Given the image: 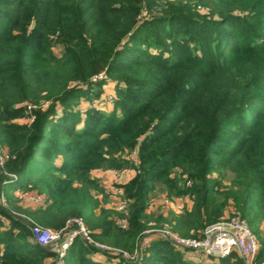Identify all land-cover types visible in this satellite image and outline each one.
<instances>
[{
    "label": "trees",
    "instance_id": "16d2710c",
    "mask_svg": "<svg viewBox=\"0 0 264 264\" xmlns=\"http://www.w3.org/2000/svg\"><path fill=\"white\" fill-rule=\"evenodd\" d=\"M262 29L264 0H0V146L7 150L0 261L44 264L56 255L53 245L34 241L31 222L16 210L54 230L82 217L93 240L111 248L76 237L63 264H203L158 235L134 260L113 251H134L147 228L145 198L156 184L191 200L167 220L180 236L196 237L223 219L229 202L250 227L264 220ZM103 73L113 78V108L89 106L81 117L68 104ZM40 101L48 106L35 110L31 123L11 121L27 102ZM130 150L136 174L124 185L131 202L121 228L109 211L95 213L91 190L99 185L90 171ZM236 163L225 186L222 173ZM173 166L180 176H172ZM181 180L191 184L178 187ZM15 190L45 198L25 206ZM263 251L254 264L264 261ZM205 264L244 263L232 250Z\"/></svg>",
    "mask_w": 264,
    "mask_h": 264
},
{
    "label": "rangeland",
    "instance_id": "374dc122",
    "mask_svg": "<svg viewBox=\"0 0 264 264\" xmlns=\"http://www.w3.org/2000/svg\"><path fill=\"white\" fill-rule=\"evenodd\" d=\"M226 1L234 2L238 5L248 2V0ZM262 32L264 36V29H262ZM53 50L57 54L60 53L59 46H54ZM100 79H102L104 83H102V85L96 84V82H98ZM111 79L113 78L107 76L105 73L94 77L92 79V83H94L90 87L91 89L88 91L87 95H78L75 98L71 99L70 103L68 104L69 108L78 111L81 117L84 116V112L89 106L99 109L102 112L110 111L113 108L115 98V86L113 85V82H111ZM47 106L48 104L44 101H40L38 103L27 102L25 104L24 113L21 116L13 118L11 121L18 124H29L34 120V111L44 110ZM58 108L60 109V106ZM117 111L118 115H120L118 109ZM59 113L54 114V118L58 117ZM6 151L7 150L5 146H0V159L4 157ZM114 156L116 157V161H118L115 162L114 165H111L110 167L106 166L97 168L90 171L91 176L95 178L99 185L97 189L91 190V194L93 195L97 203L95 213L98 214L101 209L109 211L115 221H119L121 218H125L128 225L129 205L131 200L127 199L124 195V185L136 174V170L133 167L129 166L131 162L136 161L135 153L133 150H130L125 153H116ZM238 168L239 164L236 163L234 167H229V169L223 171L222 179L225 186H229L230 181L235 177ZM179 170L180 168L178 166H173L171 173L172 176H180ZM189 184H191L189 180H181L177 183L178 187ZM34 192L27 190H15L13 191V194L15 195V197H18L17 203L23 204L25 206H27L28 204L35 205L43 202V199L45 198L43 194ZM31 197H34L37 201H33ZM145 199V213L147 214L148 221L147 228L143 231V233H141V235L138 236L136 241V247L139 250H141V248L143 247L144 240L142 239V237L146 233L149 234L147 235V242L144 244V248L149 244L153 236L158 235L162 237L161 235H159V232L165 233L166 231H171L173 233H176L171 229V226L169 223H167V220L169 218H173L174 216H178L184 208L190 207L191 205V200L188 195L178 194L173 190H169L168 188L162 186L161 184H156L152 190L148 191ZM11 213H14L18 217L31 223H38L36 220H34L24 212L12 210ZM238 214L239 212L236 210L233 203L229 202L228 206L224 210V214L222 215V217L226 218ZM42 226L51 228L45 225ZM250 229L251 231H253V234L258 242V251L264 250V220H257L256 224L253 227H250ZM255 229H257L258 232L254 231ZM64 237L65 235H60L59 239L56 240V242L61 241L62 239H64ZM56 242L52 244L54 250ZM55 252L56 255L54 257L46 259L44 261V264H63L64 255L58 254L56 250ZM182 253L185 258L205 264V260L198 261L197 258L201 256L194 250H189V252ZM100 257L101 255L98 252L94 254V258L100 260ZM0 264L4 263L0 261Z\"/></svg>",
    "mask_w": 264,
    "mask_h": 264
},
{
    "label": "built area",
    "instance_id": "2783aa9c",
    "mask_svg": "<svg viewBox=\"0 0 264 264\" xmlns=\"http://www.w3.org/2000/svg\"><path fill=\"white\" fill-rule=\"evenodd\" d=\"M133 151L136 156L135 150ZM4 157H6L5 154ZM4 157L0 159V165ZM31 199L37 201L34 197H31ZM116 223L123 228L127 227L125 218H121ZM30 230L34 241L41 246L52 245L59 239L60 235H65L64 239L59 242L57 241V245L55 244V250L60 255L65 254L66 249L76 237L96 247L111 249L93 240L90 229L87 227L84 219L79 216L68 218L64 226L58 230L44 227L35 222L31 223ZM148 234L146 233L142 237L144 240L143 247L147 242ZM159 235L162 238L168 239L177 249H181L183 252L194 250L201 256L197 258L199 261H206L209 256L223 257L228 255L232 250H236L244 264H254L258 252V242L253 232L246 220L239 215H232L206 224L196 237H183L171 231H166L165 233L159 232ZM113 251L120 252L124 258L131 260L136 259L140 252L136 246L132 253L121 252L118 249H113ZM260 264H264V261Z\"/></svg>",
    "mask_w": 264,
    "mask_h": 264
},
{
    "label": "crops",
    "instance_id": "0c3cea01",
    "mask_svg": "<svg viewBox=\"0 0 264 264\" xmlns=\"http://www.w3.org/2000/svg\"><path fill=\"white\" fill-rule=\"evenodd\" d=\"M191 206V205H190ZM188 208H190V207H188Z\"/></svg>",
    "mask_w": 264,
    "mask_h": 264
}]
</instances>
